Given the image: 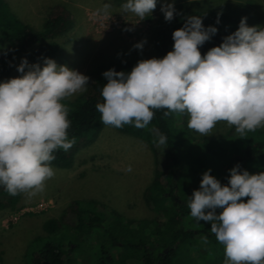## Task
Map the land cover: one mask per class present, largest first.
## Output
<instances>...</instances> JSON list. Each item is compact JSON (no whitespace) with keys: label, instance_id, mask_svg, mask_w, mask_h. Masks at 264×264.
I'll return each mask as SVG.
<instances>
[{"label":"clouds","instance_id":"1","mask_svg":"<svg viewBox=\"0 0 264 264\" xmlns=\"http://www.w3.org/2000/svg\"><path fill=\"white\" fill-rule=\"evenodd\" d=\"M121 7L143 20L157 0H126ZM160 10L167 22L180 15L175 0H165ZM182 19L165 56L141 59L130 72L102 73L103 102L95 106L102 124L145 128L156 110L166 109L164 117L187 115L188 128L204 136L221 121L242 137L264 128V26H249L242 17L234 32L202 55L201 46L218 28L205 27L198 15ZM146 43L133 48L142 52ZM16 70L21 75L0 81V186L11 196L34 195L55 174V152H67L75 142L69 139V108L63 101L86 91L90 78L49 57L43 66L23 57ZM166 141L158 133V143ZM228 171L226 184L211 169L202 174L187 201L190 215L210 222V232L224 246V264H264V171L252 174L239 163Z\"/></svg>","mask_w":264,"mask_h":264},{"label":"trees","instance_id":"2","mask_svg":"<svg viewBox=\"0 0 264 264\" xmlns=\"http://www.w3.org/2000/svg\"><path fill=\"white\" fill-rule=\"evenodd\" d=\"M178 13L173 21H165L157 29V58L172 50V33L183 26L182 17L198 15L203 17L205 27L218 28L217 34L201 46L202 55L219 46L241 20L218 7ZM72 26V15L62 4L53 5L42 26L36 27L22 20L7 0H0L1 74H9L17 58L27 57L31 64L56 57L61 48L57 38ZM137 62L119 59L100 65L88 74L86 91L72 101H63L69 108V139L75 142L67 152H55L52 166L71 167L75 154L91 145L106 126L95 107L103 102L101 89L107 81L102 73L112 68L130 72ZM164 111L156 110L145 128L125 125L118 129L143 139L152 149L155 173L143 197L155 216L138 220L95 199L74 200L60 216L43 222L41 232L26 247L25 264H224V246L210 232V222H197L191 217L187 201L208 169L222 184L228 182V170L237 163L252 174L264 171V128L243 137L234 127L218 136L195 137L187 126V115L164 117ZM158 133L167 137L165 144L158 143ZM23 196H11L0 186V209L17 208ZM202 237H207L206 243ZM0 264H5L1 252Z\"/></svg>","mask_w":264,"mask_h":264},{"label":"rangeland","instance_id":"3","mask_svg":"<svg viewBox=\"0 0 264 264\" xmlns=\"http://www.w3.org/2000/svg\"><path fill=\"white\" fill-rule=\"evenodd\" d=\"M11 9L25 22L41 27L49 9L62 4L70 12L73 26L57 38L61 48L53 59L88 76L102 64L113 60L150 59L156 57L154 36L165 22L161 5L141 20L125 13L117 0H7ZM171 3L172 0H167ZM177 11L218 7L239 17H247L249 26H264V0H175ZM131 28L132 31H125ZM143 51L133 45L145 40ZM119 54V55H118ZM0 81L21 75L16 66ZM43 66V62H39ZM81 93L66 98L74 100ZM188 120V117H187ZM218 122L208 136L191 129L195 137L218 136L231 130ZM131 165L132 171L125 169ZM45 182L42 192L24 193L15 209H0V252L5 264H25L26 247L41 232L42 224L60 216L74 200L95 199L126 217L144 220L155 216L143 197L155 173L154 154L141 138L105 126L97 139L75 154L71 167H57Z\"/></svg>","mask_w":264,"mask_h":264}]
</instances>
